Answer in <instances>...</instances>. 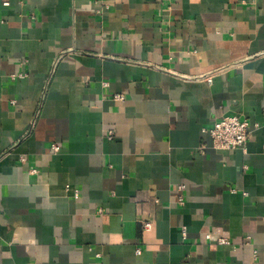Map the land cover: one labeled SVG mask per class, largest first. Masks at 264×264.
Wrapping results in <instances>:
<instances>
[{
	"label": "crops",
	"instance_id": "crops-1",
	"mask_svg": "<svg viewBox=\"0 0 264 264\" xmlns=\"http://www.w3.org/2000/svg\"><path fill=\"white\" fill-rule=\"evenodd\" d=\"M8 2L0 264H264V0Z\"/></svg>",
	"mask_w": 264,
	"mask_h": 264
},
{
	"label": "built area",
	"instance_id": "built-area-1",
	"mask_svg": "<svg viewBox=\"0 0 264 264\" xmlns=\"http://www.w3.org/2000/svg\"><path fill=\"white\" fill-rule=\"evenodd\" d=\"M4 4L8 5V0H4ZM206 77L211 80V76ZM112 97L118 101L125 99V95L122 92L114 93ZM257 125L250 123L249 120L237 114H224L217 118L212 126L203 128V131L210 135L212 146L216 149L231 150L240 148L244 150L251 136L252 129ZM107 136L112 138V131H108ZM51 147L54 151L59 150L58 144L54 143ZM205 237L212 240V235L209 233ZM215 241L223 244L228 242L225 237H216ZM137 252H139V249H137Z\"/></svg>",
	"mask_w": 264,
	"mask_h": 264
}]
</instances>
